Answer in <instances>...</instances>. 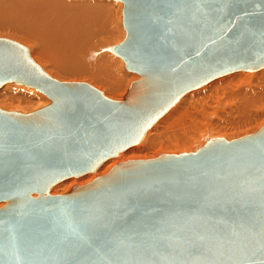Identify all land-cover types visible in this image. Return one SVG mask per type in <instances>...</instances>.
<instances>
[{
  "label": "water",
  "instance_id": "1",
  "mask_svg": "<svg viewBox=\"0 0 264 264\" xmlns=\"http://www.w3.org/2000/svg\"><path fill=\"white\" fill-rule=\"evenodd\" d=\"M117 1L125 36L110 50L139 76L122 101L0 38V88L50 101L0 109V264H264V125L51 194L139 143L186 91L264 68V0Z\"/></svg>",
  "mask_w": 264,
  "mask_h": 264
},
{
  "label": "bare ground",
  "instance_id": "2",
  "mask_svg": "<svg viewBox=\"0 0 264 264\" xmlns=\"http://www.w3.org/2000/svg\"><path fill=\"white\" fill-rule=\"evenodd\" d=\"M113 1L0 0V36L26 45L34 61L51 78L58 81L74 78L82 82H92L94 86L108 88V94L105 95H108V98L122 101L124 93L118 98L114 94L122 89L126 90L130 82L137 81L139 76L132 73L131 76L124 74L115 77L114 59L111 60L108 51L111 42L123 39V31L119 30V18L117 14L115 16V11L119 8H116ZM91 61L93 63H88ZM250 73L252 72L229 73L186 91L157 119L140 144L127 149L125 153L115 157L116 159L106 161L96 174L72 178L56 185L51 194H64L73 185L89 183L106 174L119 162L151 159L161 151L165 154L192 152L195 149H189V146L186 149V145L193 139L199 141L203 138V141H206L209 138L204 136L207 131L211 132L212 136L220 137L227 133V128L240 127L251 118L261 119L262 125L264 70L255 76ZM3 87L2 92L6 96L0 97L1 109H6L7 98L24 100L23 96L34 94L27 102L34 104L40 100V95L33 92L34 88L13 83H7ZM222 102L231 106L221 114L219 109L223 108ZM42 106L43 104H39L36 109H41ZM213 115H216L215 120L212 119ZM200 145L198 143L195 148ZM154 147H158V150L149 154ZM146 151L149 153L145 154Z\"/></svg>",
  "mask_w": 264,
  "mask_h": 264
},
{
  "label": "rangeland",
  "instance_id": "3",
  "mask_svg": "<svg viewBox=\"0 0 264 264\" xmlns=\"http://www.w3.org/2000/svg\"><path fill=\"white\" fill-rule=\"evenodd\" d=\"M110 1H113V0H110ZM114 2V4H115V6H116V8L118 9L119 8V10L118 11H115L114 13H115V16H116V14H117V16H118V22H119V30L120 31H123V39H124V36H125V31H124V29H123V26H122V4L120 3V2H118V1H116V0H114L113 1ZM119 14H118V13ZM117 18V17H116ZM117 37H118V33H117ZM0 38H5V39H10V40H13V41H16V42H18L19 43V41H17V40H14V39H11V38H9V37H5V36H0ZM123 39H119V40H116V41H113V42H111L110 43V47H112V46H115V45H117V44H119ZM20 44H22L21 42H20ZM22 45H24V44H22ZM25 47H26V45H24ZM27 49L29 50V48L27 47ZM110 51V52H109ZM108 51V53H109V55L111 56L110 58H111V60L113 61V59H114V61H113V63H114V70L116 71V73H115V77H121L122 75H124V74H128V75H130L131 76V74L132 73H130L129 74V72L128 71H126L125 70V68H124V63H123V61H122V59H120V58H118L117 56H115L113 53L112 54H110L111 53V50H109ZM30 52V51H29ZM88 63H93V61H91V62H88ZM44 70V69H43ZM264 70V69H263ZM263 70H260V71H257V72H252V73H250V74H252V76H255L257 73H259V72H261V71H263ZM249 74V73H248ZM133 75V74H132ZM60 81V80H59ZM61 82H82V80H76V79H74V78H70V79H61ZM83 82H85V83H87V84H90V85H92L93 87H95L94 86V84L91 82H88V81H83ZM134 81H132V82H130V85L133 83ZM23 87V86H22ZM130 87V86H129ZM129 87H127V89L126 90H124L123 91V89L121 90V91H119V92H117V93H115L114 94V96H116V98H118V97H121L122 95H123V93H124V95H123V97L125 96V94H126V92L128 91V89H129ZM4 87H2L1 89H0V97L2 96V95H4V96H6L3 92H2V89H3ZM96 89L98 88V90H100L104 95H106V94H108L107 92H108V88H106V87H104V86H96L95 87ZM28 89H30V88H28ZM32 89V88H31ZM32 90H34L33 92L35 93V94H38V95H40V100L39 101H36L34 104H29L28 102H27V99H32V96H34V94L33 95H25V96H23V98H24V100H20V99H18V98H15V99H13V100H10L9 98H7L6 100H5V108L6 109H4V108H2L3 110H5V111H9V109L10 108H13V109H10V111H19V112H24L25 114H28V113H32V112H34V111H36V110H39V109H36V107L39 105V104H43V106L44 107H46V103H49L50 104V102H49V99L44 95V94H42V93H40V92H38L37 90H35V89H32ZM7 96H9L8 94H7ZM107 97H108V95H107ZM26 99V100H25ZM123 99V98H122ZM262 103H264V101L262 102ZM222 104H223V108H222V110L221 109H219V112L222 114L226 109H228V108H230V106L231 105H229V104H226V103H223L222 102ZM224 104H226V105H224ZM43 106L41 107V108H43ZM1 109V108H0ZM16 109V110H15ZM223 111V112H222ZM213 112H215V110H213ZM215 116L216 115H213V117H212V119H214L215 118ZM215 120V119H214ZM246 122H247V125H246ZM245 123H244V125H242V126H240V127H237V128H235V129H231V128H227L226 129V134H224V135H221L220 137L222 138H224V139H226V140H231V139H235V138H238V137H241V136H245V135H248V134H251V133H253V132H255L256 130H258L260 127H262L263 125H264V123L261 125V123H262V120L261 119H256V118H251L250 120H247ZM254 122V123H253ZM249 124V125H248ZM259 125V126H258ZM232 130V131H231ZM215 132V131H214ZM211 132H209V131H207V132H205V134H204V136L207 138V137H209L208 139H210V138H216V137H219V135H214V136H212V134H210ZM204 139L203 138H200L199 139V141L198 140H192L191 142H189L186 146L187 147H185L186 149H188V146H189V149L190 148H194L195 150L197 149V148H195L196 146H197V144L198 143H200L201 145L205 142V141H203ZM197 141V142H196ZM197 143V144H196ZM140 144V143H139ZM138 144V145H139ZM200 145V146H201ZM137 146V145H136ZM199 146V147H200ZM135 147V146H134ZM156 150H158V147H154V148H152L151 150H150V153L149 152H145V154H147V153H149V154H151V153H154V152H156ZM194 150V151H195ZM125 153V152H124ZM161 153H164V152H159V154H161ZM183 153V152H182ZM123 154V153H122ZM158 154V155H159ZM165 154V153H164ZM121 155V154H120ZM119 155V156H120ZM118 156V157H119ZM117 158V157H116ZM116 158H114V159H116ZM97 173V172H96ZM96 173H94V174H96ZM91 175H93V174H91ZM74 186V185H73ZM71 189V188H70ZM70 189H68V191L70 190ZM67 191V192H68Z\"/></svg>",
  "mask_w": 264,
  "mask_h": 264
}]
</instances>
